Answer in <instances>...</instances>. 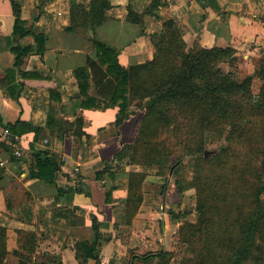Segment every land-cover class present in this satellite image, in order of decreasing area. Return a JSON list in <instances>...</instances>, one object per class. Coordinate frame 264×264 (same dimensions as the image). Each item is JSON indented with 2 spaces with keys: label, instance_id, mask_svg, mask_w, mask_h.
Here are the masks:
<instances>
[{
  "label": "crops",
  "instance_id": "obj_1",
  "mask_svg": "<svg viewBox=\"0 0 264 264\" xmlns=\"http://www.w3.org/2000/svg\"><path fill=\"white\" fill-rule=\"evenodd\" d=\"M20 1L24 29L29 31L25 35L14 31L12 0H0V158L5 161L0 165V224L7 227L9 250L4 264H20L17 250H24L18 230L36 234L29 264H58V260L80 264L75 242L93 237L95 221L103 234L101 257L98 263L89 258L85 264H128L131 250L137 255L173 251L169 219L158 209L161 199L157 194L146 191V181L137 214L130 225L123 223L129 172L135 169L126 164L114 167L120 161L116 153L135 138L141 109L134 111L131 104L130 115L117 125L119 106L108 99L101 97L110 103L106 107L83 108L85 96L75 71L87 67L88 55L95 53L93 38L117 48L124 66L151 60L156 50L151 34L160 32L169 18L179 22L189 44L231 45L239 50L254 43L247 52L259 59L264 56V0H157L154 13H146L153 0H111L102 23L75 31L66 29L69 0ZM129 6L145 13L144 24L127 19ZM37 32L47 35L44 52L27 53L20 68L9 71L15 67L12 47L36 48ZM23 71L35 74L23 75ZM88 83V93L98 95L90 75ZM51 89L56 93L54 98ZM49 114L74 125L67 130L59 124L47 127ZM80 116L82 127L75 122ZM36 151L42 157L49 152L62 158L53 182L32 176ZM105 167L113 175L109 170L97 178L96 171ZM157 220L159 236H151L162 245L135 242L157 230ZM51 255L57 260H51Z\"/></svg>",
  "mask_w": 264,
  "mask_h": 264
},
{
  "label": "trees",
  "instance_id": "obj_2",
  "mask_svg": "<svg viewBox=\"0 0 264 264\" xmlns=\"http://www.w3.org/2000/svg\"><path fill=\"white\" fill-rule=\"evenodd\" d=\"M16 16L14 31L25 35V19L22 18L20 0H12ZM43 4V3H42ZM70 22L68 31H75L81 26H96L102 23L107 10L112 6L111 0H69ZM158 5L153 0L146 13H154ZM43 6V5H41ZM42 9V7H41ZM145 13L128 9L127 19L144 24ZM36 48L33 45H15V67L20 68L27 53L36 50L43 53L46 49L47 35L35 33ZM155 46V55L151 60L124 66L119 61L117 48L103 40L93 38L95 49L88 55L87 67H79L75 72L80 81L83 108L106 107L110 103L119 106L116 124L119 125L130 115V105H143V115L133 141L123 145L116 153L117 158L125 156L128 149L140 151L141 144L146 145L147 152L144 164H165L170 159L172 150L163 134H175L176 138L186 131L191 142H196L194 150L204 162V168H212V173L219 180L224 179V186L215 189L208 172L196 179L200 188V197L205 193L203 201L198 204L199 215L196 221H186L179 227V240L187 246L194 256L188 254L181 259V264H254L264 263V56L260 57L254 74L237 78L231 72H225L220 64L228 59L233 60L237 49L231 45L211 47L199 42L189 44L182 27L174 18L164 20L160 32L151 34ZM87 70L89 72H87ZM34 72L23 71V75ZM89 75L96 86L98 95L88 93ZM254 76L262 79L260 91H253ZM51 96L56 97L54 89ZM146 98H152L148 105L142 104ZM105 103V104H104ZM65 123V125L63 124ZM79 127L83 126V117L76 119ZM59 124L67 130L74 122L64 121L52 114L48 115L47 127ZM35 130H39L38 127ZM206 131L213 134L227 132L229 144L214 150L204 146ZM163 138H162V137ZM195 138H199L195 140ZM142 142V143H141ZM141 143V144H140ZM232 143L240 144L245 151L242 155ZM208 151V154L206 152ZM237 152V153H236ZM247 152V153H246ZM251 154L258 158L260 164L255 166ZM217 156V161L212 160ZM136 157V155H134ZM133 157V158H134ZM237 157L242 161L239 173L241 181L234 185L222 167L230 164ZM62 158L57 153L46 152L42 157L40 151L35 152V163L32 176L53 182L60 169ZM206 164V165H205ZM234 166V165H233ZM232 166V167H233ZM203 168V171H204ZM110 170V171H109ZM111 169L105 167L96 171L97 178L104 176ZM255 175V181L249 175ZM214 175V176H215ZM148 173L142 170H131L128 177V196L124 207L123 223L130 225L144 199V182ZM114 177V176H112ZM83 191V188H79ZM209 193V195H208ZM87 194H89L87 192ZM202 198V197H201ZM216 200V217L208 214L207 202ZM67 213L69 210L65 209ZM240 215L235 218V212ZM176 217V216H175ZM94 235L91 239H79L74 248L80 264L89 258L97 263L101 257L102 231L98 222H94ZM21 248L20 264H29L35 250L36 234L31 231L18 230ZM132 256L128 264H170L173 251L162 249L157 252H146L141 255L131 250ZM7 227L0 224V264H4L7 254ZM51 260L57 256L51 255ZM58 264H62L58 260Z\"/></svg>",
  "mask_w": 264,
  "mask_h": 264
},
{
  "label": "rangeland",
  "instance_id": "obj_3",
  "mask_svg": "<svg viewBox=\"0 0 264 264\" xmlns=\"http://www.w3.org/2000/svg\"><path fill=\"white\" fill-rule=\"evenodd\" d=\"M254 43H247L245 47L237 50L235 57L233 60L228 59L223 61L220 64V67L225 72H231V74L237 78H243L246 75L254 74L255 69L258 66L260 58L257 59L255 54L248 53V48L254 47ZM245 53H248L247 56ZM262 85V79L259 76H254L253 80V91L257 94L260 91ZM152 98H146L143 100L142 104L148 105ZM134 111H139L143 115V105L142 107L139 104L134 103L133 105ZM134 129L135 125L133 126ZM173 136H169V134H163V137H166V141L170 143V148L172 153L170 155L169 161L165 164H144L142 162L146 161V154L148 150L146 149V145L141 144L140 151H135L133 149H128L124 157L119 158L120 161H117V164L114 166L122 167V165L126 164L132 169L142 170L148 173L146 184L149 194H157V196L161 199L159 200L157 206L160 211H164L167 214V217L170 222V235L169 241L170 246L173 249V259H171V264H181V259L184 255H193L189 249L187 250V246L183 245L179 240V227L186 221H196L199 215L198 204L203 201L205 197V193L200 197V188L196 184V179L199 175L204 172H208L210 175V180L213 183L212 185L215 189H221L220 186H224V179H220L212 173V168H204V162L200 161V156L203 154H197L194 150L196 142L190 143L189 134L184 131L182 132V136L178 138L174 137L175 134H171ZM161 136V137H162ZM205 136V147L207 150H214L223 145L229 144L227 139V132L224 131L223 134H213L211 132L206 131ZM162 137V138H163ZM189 137V138H187ZM198 140L199 138H195ZM133 141V140H132ZM238 152V155L245 157L242 155L245 151L244 148L240 147L238 143H232ZM236 152V153H237ZM247 153V152H246ZM136 155V157H134ZM251 157L253 164L258 166L260 164L258 158L251 154H247ZM134 157V158H133ZM217 161V156H213L212 160ZM122 164V165H121ZM206 165V164H205ZM234 165V166H233ZM233 166V167H232ZM204 168V171H203ZM227 176V180H231L234 185L239 184L241 178L239 173L242 169V161H237V157L227 166L222 167ZM242 173V172H241ZM215 175V176H214ZM249 179L255 181V175H249ZM157 192V193H155ZM209 195V193H208ZM216 200L210 199L207 202L208 214L211 216H217L216 209ZM235 218L240 215V211L235 212ZM176 216V217H175ZM160 224L159 220H157V230L149 231L150 236L147 238L140 239L135 242H147L150 244V247H155L157 244L162 245V242L158 240L155 243V240L152 236H159ZM131 235V232L130 234ZM152 235V236H151ZM154 243L152 245V242ZM163 241V240H162ZM134 242V243H135ZM147 249V248H146ZM247 264H254V261L251 260ZM264 264V263H262Z\"/></svg>",
  "mask_w": 264,
  "mask_h": 264
},
{
  "label": "built area",
  "instance_id": "obj_4",
  "mask_svg": "<svg viewBox=\"0 0 264 264\" xmlns=\"http://www.w3.org/2000/svg\"><path fill=\"white\" fill-rule=\"evenodd\" d=\"M6 132L9 133V129H6ZM15 152H16V154H20V151H18V150H16ZM4 164H5V161L0 158V165H4ZM76 169L78 170L79 168L76 167Z\"/></svg>",
  "mask_w": 264,
  "mask_h": 264
},
{
  "label": "water",
  "instance_id": "obj_5",
  "mask_svg": "<svg viewBox=\"0 0 264 264\" xmlns=\"http://www.w3.org/2000/svg\"><path fill=\"white\" fill-rule=\"evenodd\" d=\"M206 154H208V151L206 152Z\"/></svg>",
  "mask_w": 264,
  "mask_h": 264
}]
</instances>
